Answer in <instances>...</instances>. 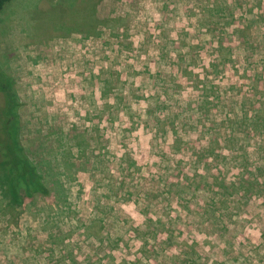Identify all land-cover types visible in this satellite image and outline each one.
Listing matches in <instances>:
<instances>
[{
    "label": "rangeland",
    "instance_id": "1",
    "mask_svg": "<svg viewBox=\"0 0 264 264\" xmlns=\"http://www.w3.org/2000/svg\"><path fill=\"white\" fill-rule=\"evenodd\" d=\"M2 85L0 264H264V0H12Z\"/></svg>",
    "mask_w": 264,
    "mask_h": 264
},
{
    "label": "trees",
    "instance_id": "2",
    "mask_svg": "<svg viewBox=\"0 0 264 264\" xmlns=\"http://www.w3.org/2000/svg\"><path fill=\"white\" fill-rule=\"evenodd\" d=\"M11 1L0 0V12ZM101 25L102 22L99 26ZM1 90L4 94L5 111L0 118V172L6 178L3 183L10 203L20 207L25 200L35 196H48L49 190L22 146L18 102L12 93V87L2 85Z\"/></svg>",
    "mask_w": 264,
    "mask_h": 264
}]
</instances>
